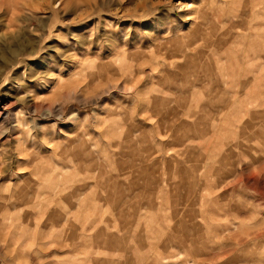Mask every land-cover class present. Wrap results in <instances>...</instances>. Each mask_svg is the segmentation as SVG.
Returning a JSON list of instances; mask_svg holds the SVG:
<instances>
[{"label": "rangeland", "instance_id": "obj_1", "mask_svg": "<svg viewBox=\"0 0 264 264\" xmlns=\"http://www.w3.org/2000/svg\"><path fill=\"white\" fill-rule=\"evenodd\" d=\"M262 231L264 0H0V264H204Z\"/></svg>", "mask_w": 264, "mask_h": 264}, {"label": "bare ground", "instance_id": "obj_2", "mask_svg": "<svg viewBox=\"0 0 264 264\" xmlns=\"http://www.w3.org/2000/svg\"><path fill=\"white\" fill-rule=\"evenodd\" d=\"M213 198V197H212ZM208 219V218H207ZM222 231V230H221ZM215 233V232H214ZM254 233V232H253ZM256 233V232H255ZM218 234V233H217ZM238 236V235H237ZM240 236V235H239ZM249 236V235H248ZM246 235V237H248ZM264 236V232L262 231L261 233H256V234H251V239L252 241L250 242V240H248L245 237H236V245L237 247L242 246L243 250L241 254H237L235 253V249L230 248L229 252H226L227 250H225V252H223L222 255H211V252H206L205 254V258H203V262L204 264H222V263H234V262H238L239 258H242V260H247L249 259V257H253V248H251V246L254 244L258 245V239H260L259 237ZM222 238V237H221ZM233 247V246H232ZM235 247V246H234ZM227 248V247H226ZM210 250V249H209ZM212 250V249H211ZM215 250V249H214ZM217 250V249H216ZM223 250V249H222ZM260 251V250H259ZM219 252V251H218ZM237 252V250H236ZM257 258V257H255ZM251 259V258H250ZM258 260V258H257ZM256 260V261H257ZM240 261V260H239ZM264 262V261H263Z\"/></svg>", "mask_w": 264, "mask_h": 264}]
</instances>
